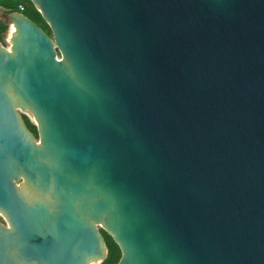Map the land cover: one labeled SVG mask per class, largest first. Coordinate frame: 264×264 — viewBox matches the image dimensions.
I'll return each instance as SVG.
<instances>
[{"label": "water", "instance_id": "obj_1", "mask_svg": "<svg viewBox=\"0 0 264 264\" xmlns=\"http://www.w3.org/2000/svg\"><path fill=\"white\" fill-rule=\"evenodd\" d=\"M4 16L0 264H264V0H29ZM21 114L33 118L37 138Z\"/></svg>", "mask_w": 264, "mask_h": 264}, {"label": "trees", "instance_id": "obj_2", "mask_svg": "<svg viewBox=\"0 0 264 264\" xmlns=\"http://www.w3.org/2000/svg\"><path fill=\"white\" fill-rule=\"evenodd\" d=\"M0 9L7 14L20 13L39 26L47 35L51 36L48 26L44 23L40 13L29 0H0ZM9 28V23L0 20V41L3 40ZM27 129L37 138L35 126L27 119H24ZM105 241L107 255L100 264H117L120 259V251L112 239L104 232L100 231Z\"/></svg>", "mask_w": 264, "mask_h": 264}, {"label": "rangeland", "instance_id": "obj_3", "mask_svg": "<svg viewBox=\"0 0 264 264\" xmlns=\"http://www.w3.org/2000/svg\"><path fill=\"white\" fill-rule=\"evenodd\" d=\"M5 15H6V13H5L3 10L0 9V20H2V21H4V22H7V21H5V19H4V16H5ZM7 23H8V22H7ZM10 33H11V28H10V25H9V28H8V31H7L6 35L4 36L3 40L0 41V46L4 47V48H6V49H8L9 46H10V44H9ZM28 116H29V118L31 119L30 122H31L32 124H34V122L32 121L33 118H32L30 115H28ZM0 222H2V218H1V217H0Z\"/></svg>", "mask_w": 264, "mask_h": 264}, {"label": "flooded vegetation", "instance_id": "obj_4", "mask_svg": "<svg viewBox=\"0 0 264 264\" xmlns=\"http://www.w3.org/2000/svg\"><path fill=\"white\" fill-rule=\"evenodd\" d=\"M21 118H22V120H23V122H24V124H25V121H24V119L25 118H27L28 119V117L26 116V115H24V114H21ZM29 120V119H28ZM30 121V120H29Z\"/></svg>", "mask_w": 264, "mask_h": 264}, {"label": "built area", "instance_id": "obj_5", "mask_svg": "<svg viewBox=\"0 0 264 264\" xmlns=\"http://www.w3.org/2000/svg\"><path fill=\"white\" fill-rule=\"evenodd\" d=\"M26 116L28 117V119H29V120H31V119L29 118V116H28V115H26ZM32 121H33V120H32ZM33 122H34V121H33Z\"/></svg>", "mask_w": 264, "mask_h": 264}]
</instances>
